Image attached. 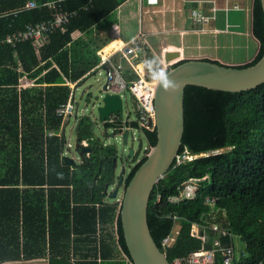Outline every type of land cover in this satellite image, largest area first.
<instances>
[{"label": "trees", "instance_id": "obj_1", "mask_svg": "<svg viewBox=\"0 0 264 264\" xmlns=\"http://www.w3.org/2000/svg\"><path fill=\"white\" fill-rule=\"evenodd\" d=\"M125 1L92 0V6L81 9L65 32H53L45 44L28 40L14 46L1 40L27 24L48 19L50 12L23 10L27 0H0V264H116L109 261L108 238L98 241L96 235L99 224L115 217L116 208L105 199L107 185L115 182L117 149L91 137L85 116L78 119V145L81 150V141L90 138L92 151L81 155V163L71 164L63 154L65 136L47 132L60 128L62 118L56 116V109L72 90L66 81L81 83L101 61L98 49L107 43L99 35L103 25L97 29L99 38L87 39L84 34L92 33ZM87 2L66 0L63 5L70 11ZM17 9L22 11L12 13ZM252 31L259 41L258 53L239 67L255 64L264 54L260 0L254 1ZM152 62L147 66L149 77L160 66L150 71ZM23 75L36 79V85L19 91ZM184 108L179 153L187 148L201 155L181 164L174 161L153 188L148 222L157 245L173 264L192 251L212 248L217 233L208 227L217 223L228 231L222 237L224 244L243 243L246 256L236 257L235 264L264 263V83L236 92L188 85ZM104 124L112 128L121 121ZM131 124L139 127L137 122ZM141 129L149 147L155 146L156 128ZM145 158L130 171L125 185ZM191 178L200 179L195 197L170 201ZM207 196L218 200L208 205ZM116 224L119 243L133 264L120 210ZM194 225L202 226L205 240L192 234ZM169 234L175 239L164 245ZM97 243L104 261L98 260ZM216 264H221L220 255Z\"/></svg>", "mask_w": 264, "mask_h": 264}, {"label": "water", "instance_id": "obj_2", "mask_svg": "<svg viewBox=\"0 0 264 264\" xmlns=\"http://www.w3.org/2000/svg\"><path fill=\"white\" fill-rule=\"evenodd\" d=\"M264 11V0H260ZM179 56L178 52H167L166 59L170 61ZM264 83V54L255 64L239 67L223 64L209 59H186L161 75L155 90V128L158 140L155 146L146 152L145 160L134 172L128 185L124 184V173L131 163H135L144 149V140L139 139L138 148H130L120 173L116 174L117 182L114 190L107 194L110 198H117L123 187L120 216L127 252L133 264H172L166 254L157 245L148 222V205L155 184L172 168L179 153L185 131V90L188 85L203 86L220 91H242L252 89ZM101 103L98 106L99 120H105L111 114L121 115L123 101L119 94L103 91ZM136 108V103H134ZM129 132L123 134L124 144L128 143ZM114 137L116 133L110 132ZM98 139V138H95ZM105 145V141H100ZM147 149V148H146ZM77 150L82 155L85 151H92L91 147ZM73 164L74 159L65 157ZM117 158L114 162L117 170ZM139 162V161H138ZM137 162V163H138Z\"/></svg>", "mask_w": 264, "mask_h": 264}, {"label": "built area", "instance_id": "obj_3", "mask_svg": "<svg viewBox=\"0 0 264 264\" xmlns=\"http://www.w3.org/2000/svg\"><path fill=\"white\" fill-rule=\"evenodd\" d=\"M66 0H27L23 10L46 8L50 12V17L44 21L37 23H30L25 26L24 29L16 31L14 33L8 34L5 36L1 42H6L11 45H16L21 42L28 40L33 41L38 46L45 44L50 35L60 30L65 32L67 30L68 24L71 22L72 18L77 16L80 10H88L92 6V0H88L87 3L81 6L79 9L75 10H66L64 8V2ZM190 2H202L205 3L207 0H189ZM211 6L209 7V13L202 12L198 7L192 8L190 17L194 24L201 26L200 30L204 31L205 26L210 23V21L217 18V13L219 10L223 9L228 11L230 7L226 5L224 8L219 7L216 0H209ZM151 5L159 3V0H147ZM237 7V6H236ZM22 9H17L12 11V13L17 14ZM116 25V24H114ZM119 25V24H118ZM120 27V26H118ZM110 28L107 25H103L100 28V37L105 40L107 43L111 39H115L117 34H120L121 30L116 33H111ZM144 34L138 33L124 44L114 47L110 52H104L105 45L98 49V54L101 57V61L95 71L104 68L106 70V81L103 86V91L110 94H119L123 101V92L127 89L131 90L134 95V103H136V108L134 107L136 114L138 116V128H146L153 130L155 128V90L157 80L154 77H149L147 66L148 63L152 61L153 56L150 51L147 50V44L143 41ZM163 67L160 64L161 69H167L171 66V61H168ZM171 62V63H170ZM164 70V71H165ZM94 71V72H95ZM163 72V71H162ZM161 72V73H162ZM66 84L71 87V92L66 102L61 103L56 109V116L62 118V122L59 128V131L54 132L49 130L47 132L48 136L58 135L63 137L60 130L64 126L66 121H69L71 116L77 115L78 113V102L76 100V89L78 82H69L66 81ZM36 85V79L30 78L26 75L20 77L19 84L17 85L18 90H22L27 87H33ZM134 105V104H133ZM124 112V102L123 109L120 116L111 114L105 122L116 123L119 120L121 124L112 127V131L116 134H119L123 138V134L127 131L129 132L128 139L130 134L136 128L134 127L129 120L122 119ZM64 136H65V127H64ZM135 138V137H133ZM68 147H71V143H67ZM81 147H89V140L85 139L81 141ZM88 155L91 151H85ZM63 154H68V151H64ZM201 154H192L186 148L183 152L178 153L175 158L176 164H181L185 161L192 160L198 157ZM75 161V160H74ZM76 162V161H75ZM78 163H81L78 162ZM207 176L203 177L206 178ZM199 178H191L184 186V189L181 191L180 195L170 197V201L178 202L184 199H192L196 195L198 189ZM160 200V196L158 199ZM218 198L207 196L205 203L213 206ZM119 203L121 204V198H118ZM207 226V225H206ZM205 226V227H206ZM208 227V226H207ZM201 225H194L192 229V234L198 238L205 240L206 235L202 232ZM210 229L215 231L217 234L213 239V247L210 249H199L192 251L185 257L176 258L173 264H216L217 257L220 255L221 264H235L234 260L238 256H246L245 250H240L237 254L236 246L232 243L224 244L222 237L225 236L228 231L217 223H211L209 225ZM175 239L174 234H169L164 238L163 244H171ZM257 264H264L262 261Z\"/></svg>", "mask_w": 264, "mask_h": 264}, {"label": "crops", "instance_id": "obj_4", "mask_svg": "<svg viewBox=\"0 0 264 264\" xmlns=\"http://www.w3.org/2000/svg\"><path fill=\"white\" fill-rule=\"evenodd\" d=\"M128 1L133 2L132 5H134V8L133 12H130L129 16L126 15L125 17V15H122V7H124ZM254 1L255 0H216L219 7L224 8L228 5L230 9L228 11L223 9L219 10L217 18L210 21V23L205 26V30L202 31L200 30L201 26L192 22L190 13L192 8L198 7L202 12L208 14L209 7L211 6L209 0L205 3L190 2L189 0H159V3L155 5L149 4L147 0H126L116 9L119 12V21L117 20L107 25L110 28L109 30H113V34H117L120 30L121 32L117 34L115 39H111V41L105 45V48L114 41H121L124 44L127 40L121 37V33L127 29L129 24H134L136 21V23H138V30H136L133 36L138 33L144 34L142 38L145 44H147V50L150 51V53H154L155 55L158 54L149 43L146 36L148 34H160L164 36L159 46V53L162 51L163 54L160 60V64L163 67L166 63H169L166 59L167 52L179 53L178 57L170 60L172 63H176L183 59L207 58L227 65H242L254 59L259 50V41L252 31ZM136 6L138 7V11H136ZM145 7L146 9H144ZM144 12L152 14L149 17L150 28L148 31H145L143 26ZM168 15L171 17L170 21L167 19ZM114 24H116L115 27ZM171 33H179L181 39L179 45L165 39V36ZM186 36L190 37V39H188V44L185 41ZM105 202L116 208L113 210V214L115 212V217L112 222L104 226L101 224L98 225L96 235L98 241H102L103 237L108 238L106 242L111 248L109 261L116 264H132L127 253L122 249L119 243L116 219L118 211L120 210V203L118 199L110 201L108 196ZM97 245L99 248L98 260L99 262L104 261L101 259L100 255L101 244L97 243Z\"/></svg>", "mask_w": 264, "mask_h": 264}, {"label": "rangeland", "instance_id": "obj_5", "mask_svg": "<svg viewBox=\"0 0 264 264\" xmlns=\"http://www.w3.org/2000/svg\"><path fill=\"white\" fill-rule=\"evenodd\" d=\"M132 1H128L124 7H122V15L126 17V15L129 16L130 12H133V8L134 5H132ZM146 9V7L144 8ZM136 11H138V7L136 6ZM150 15H152L151 13H145L144 12V30L148 31L150 28V24H149V17ZM168 21L171 20L170 15L167 16ZM119 21V12L118 10L114 11L113 13H111L110 15L106 16L98 25H95L92 28V33H87L84 34L85 38L87 39H93L94 37H98L97 35V29L99 26L101 25H109L111 23H114L115 21ZM133 22V21H132ZM115 27V25H114ZM123 28V25H122ZM136 30H138V23L134 24H129V26H127V29L124 30L121 33V37L124 40H128L130 37H132L135 33ZM100 31V30H99ZM110 32L113 33V30H110ZM100 34V33H99ZM99 38V37H98ZM147 40L149 41V43L151 44V46L155 49V51L158 52L157 55H155L154 53L151 55H153V62L152 64H150V71H153V69L155 68V70H157V66H159L160 64V60L163 57L162 51L159 53V46L162 43V39H164L163 35L160 34H148L146 36ZM165 39L169 40L172 43H176V44H180L181 43V39H180V35L179 33H171L167 36H165ZM190 37L186 36L185 41L188 44ZM103 41V40H102ZM187 52H188V48H187ZM156 65V66H155ZM165 69H161V67H158V72L157 73H153L152 75H150L151 77L155 76V80H158V78L162 75L161 72L164 71ZM106 81V70L104 68H101L95 72H93L91 75H89L88 77L84 78L81 83L78 84L76 91V100L78 102V113L77 115H72L69 121H66L64 123V126L62 127V129L60 130L61 134L64 136V127H65V145H64V151H68V154H64L65 157H71L73 158L76 162H80L82 160L80 151L77 150V145H78V131H77V124H78V119L85 117V124L87 126H89L90 128V132L89 133L91 135V137L93 139L98 138L100 141H105V145H112L114 146L117 151H118V166H117V170H116V174L118 176V174L121 171V167H122V162L126 159V157L128 156L129 150L130 148L134 147L135 149L138 148V144H139V139L142 138L144 140V149L141 152L138 161H140L143 157L146 156V152H148L149 150V145L147 142V139L144 135V132L142 131L141 128H135L133 130V134L131 132L130 137L128 139V143L124 144L123 138L119 135L116 134V136L111 137L109 136L110 132H112V128H107L104 124V122H101L99 120V112H98V106L101 103L102 97L101 95H103V86L104 83ZM123 102H124V112H123V116L122 119L124 120H129V121H133V122H138V116L136 114V111L134 109V95L132 94L131 90L127 89L123 92ZM59 131V130H58ZM135 137V138H133ZM90 138H87V140H89ZM71 143V147H68L67 143ZM147 148V149H146ZM146 151V152H145ZM88 157V155H86ZM141 158V159H140ZM136 161V162H138ZM133 164V163H132ZM132 168L131 165L129 167H127V169L125 170V174L126 171L128 172L130 169ZM117 182V180H116ZM115 183V182H114ZM112 183L110 184L109 188H108V192L111 193L114 188H115V184ZM123 195V187H121V189L118 192V196L117 197H122ZM107 199V197H106ZM108 199L110 201H114L116 200L115 198H110L108 197ZM243 247V243L242 242H236V251L237 254H239L240 249H242ZM37 262H45L43 260H39ZM15 264H21V263H15Z\"/></svg>", "mask_w": 264, "mask_h": 264}, {"label": "flooded vegetation", "instance_id": "obj_6", "mask_svg": "<svg viewBox=\"0 0 264 264\" xmlns=\"http://www.w3.org/2000/svg\"><path fill=\"white\" fill-rule=\"evenodd\" d=\"M128 159H130V162H131L132 159H133V157H130V158H129V157H126V159L122 162V167L125 165L126 160L128 161ZM138 159H139V158H137L136 161H138ZM140 159H141V158H140ZM136 161H135V163H133V164L131 163L130 165H131L132 168H129L130 170H129L128 172L126 171V174L124 173V183H125V179L127 178L128 174H129L130 171L133 169V167L136 165V163H137ZM130 165H129V166H130ZM122 167H121V169H122Z\"/></svg>", "mask_w": 264, "mask_h": 264}, {"label": "bare ground", "instance_id": "obj_7", "mask_svg": "<svg viewBox=\"0 0 264 264\" xmlns=\"http://www.w3.org/2000/svg\"><path fill=\"white\" fill-rule=\"evenodd\" d=\"M122 42L121 41H114L111 44H109L105 49L104 52L108 53L113 47H117L119 45H121Z\"/></svg>", "mask_w": 264, "mask_h": 264}, {"label": "clouds", "instance_id": "obj_8", "mask_svg": "<svg viewBox=\"0 0 264 264\" xmlns=\"http://www.w3.org/2000/svg\"><path fill=\"white\" fill-rule=\"evenodd\" d=\"M116 177H115V183L114 184H116ZM108 195V194H107ZM118 198H121L122 199V197H117L116 199H118ZM120 207H121V204H120Z\"/></svg>", "mask_w": 264, "mask_h": 264}]
</instances>
